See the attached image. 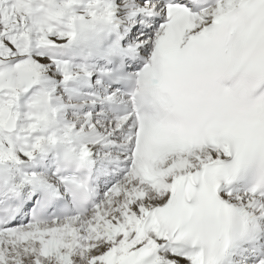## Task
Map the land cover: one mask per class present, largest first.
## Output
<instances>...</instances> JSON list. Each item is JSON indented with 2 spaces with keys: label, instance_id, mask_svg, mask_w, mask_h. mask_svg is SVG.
Listing matches in <instances>:
<instances>
[{
  "label": "snow or ice",
  "instance_id": "6c2138e0",
  "mask_svg": "<svg viewBox=\"0 0 264 264\" xmlns=\"http://www.w3.org/2000/svg\"><path fill=\"white\" fill-rule=\"evenodd\" d=\"M0 264H264V0H0Z\"/></svg>",
  "mask_w": 264,
  "mask_h": 264
}]
</instances>
